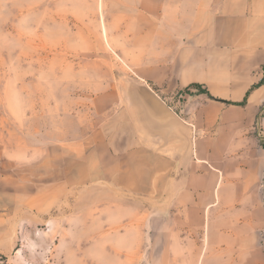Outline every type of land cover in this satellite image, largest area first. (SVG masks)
<instances>
[{
	"label": "rangeland",
	"instance_id": "374dc122",
	"mask_svg": "<svg viewBox=\"0 0 264 264\" xmlns=\"http://www.w3.org/2000/svg\"><path fill=\"white\" fill-rule=\"evenodd\" d=\"M110 1L0 0V264H200L174 261L204 252L174 245L189 234L180 215L95 182L90 150L74 149L125 135L127 106L141 132L132 97L153 93L109 47ZM187 97L159 99L172 110Z\"/></svg>",
	"mask_w": 264,
	"mask_h": 264
},
{
	"label": "crops",
	"instance_id": "0c3cea01",
	"mask_svg": "<svg viewBox=\"0 0 264 264\" xmlns=\"http://www.w3.org/2000/svg\"><path fill=\"white\" fill-rule=\"evenodd\" d=\"M110 6L109 47L135 79L165 103L193 85L212 99L178 101L164 135L143 126L135 132L127 106L125 135L103 129L106 146L102 133L92 132L74 146L77 155L90 150L95 182L159 200L166 222L180 215L189 234L180 242L175 236L174 245L204 252L174 261L264 264V0H111ZM70 147L60 144L62 162Z\"/></svg>",
	"mask_w": 264,
	"mask_h": 264
},
{
	"label": "water",
	"instance_id": "95a60500",
	"mask_svg": "<svg viewBox=\"0 0 264 264\" xmlns=\"http://www.w3.org/2000/svg\"><path fill=\"white\" fill-rule=\"evenodd\" d=\"M145 97H132L141 109V123L146 132L155 134H166L167 128L163 124L173 127L175 117L172 111L155 96L148 88L143 86Z\"/></svg>",
	"mask_w": 264,
	"mask_h": 264
},
{
	"label": "trees",
	"instance_id": "16d2710c",
	"mask_svg": "<svg viewBox=\"0 0 264 264\" xmlns=\"http://www.w3.org/2000/svg\"><path fill=\"white\" fill-rule=\"evenodd\" d=\"M184 92L187 93L190 96L200 95V94H206V95L209 96V93L207 92L206 88H204V87H202L200 85L190 86ZM209 98L212 99L210 96H209ZM244 104H245V101L242 102L240 105H244Z\"/></svg>",
	"mask_w": 264,
	"mask_h": 264
}]
</instances>
